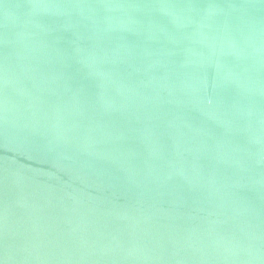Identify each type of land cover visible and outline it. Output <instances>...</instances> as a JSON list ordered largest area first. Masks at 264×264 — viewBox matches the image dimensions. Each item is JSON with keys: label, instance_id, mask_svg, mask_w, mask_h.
I'll return each instance as SVG.
<instances>
[{"label": "water", "instance_id": "95a60500", "mask_svg": "<svg viewBox=\"0 0 264 264\" xmlns=\"http://www.w3.org/2000/svg\"><path fill=\"white\" fill-rule=\"evenodd\" d=\"M0 264H264V0H0Z\"/></svg>", "mask_w": 264, "mask_h": 264}]
</instances>
